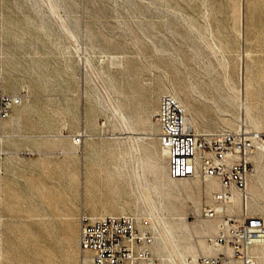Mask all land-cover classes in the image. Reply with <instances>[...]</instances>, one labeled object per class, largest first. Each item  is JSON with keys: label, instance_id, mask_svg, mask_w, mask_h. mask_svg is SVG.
<instances>
[{"label": "rangeland", "instance_id": "obj_1", "mask_svg": "<svg viewBox=\"0 0 264 264\" xmlns=\"http://www.w3.org/2000/svg\"><path fill=\"white\" fill-rule=\"evenodd\" d=\"M246 5L243 21L238 0H0V76L23 97L0 141V264H81L83 213L136 217L165 244L159 264L216 252L186 248L215 233L201 225L217 230L201 213L214 192L169 176L157 114L177 93L198 132L264 134V0ZM252 160L249 210L264 224V140Z\"/></svg>", "mask_w": 264, "mask_h": 264}, {"label": "built area", "instance_id": "obj_2", "mask_svg": "<svg viewBox=\"0 0 264 264\" xmlns=\"http://www.w3.org/2000/svg\"><path fill=\"white\" fill-rule=\"evenodd\" d=\"M23 103L21 95L5 90L0 76V141L4 123ZM158 140L167 152L172 179H216L219 189L202 207L206 219L217 220L218 230L208 237L215 253L202 264H256L253 248L264 245V224L249 210V182L256 167L252 160L264 134L246 130L198 132L185 106L173 94L160 98ZM2 154V153H1ZM0 167V171H1ZM241 205V212L232 207ZM81 264H159L156 239L148 226L130 214L80 217Z\"/></svg>", "mask_w": 264, "mask_h": 264}, {"label": "bare ground", "instance_id": "obj_3", "mask_svg": "<svg viewBox=\"0 0 264 264\" xmlns=\"http://www.w3.org/2000/svg\"><path fill=\"white\" fill-rule=\"evenodd\" d=\"M234 1H237V0H228V2H230V3H232V2H234ZM239 1V4H240V7H241V16H242V19H243V21H245V18H246V4H247V0H238ZM208 18V17H207ZM209 23V22H208ZM209 27H210V24H209ZM210 31V30H209ZM243 31V30H242ZM210 33H211V31H210ZM244 33V32H243ZM213 36V35H212ZM217 38V37H216ZM243 38H244V36H243ZM217 40V39H216ZM244 41V40H243ZM218 42H220V41H218ZM221 43V42H220ZM217 45V44H216ZM244 45V44H243ZM221 46V45H220ZM217 47V46H216ZM244 47V46H243ZM242 47V48H243ZM221 50V49H220ZM249 53L250 52H246L244 49L242 50V53H241V56L243 55V56H245V55H249ZM225 54V53H224ZM226 56V55H225ZM228 65V64H227ZM225 66V65H224ZM225 80H226V82L227 83H229L230 82V80H231V73H230V70H229V68L228 67H226L225 68ZM240 83L243 85V102H244V106H246V109H247V111L248 112H250L251 111V106H250V104H249V100H250V98H251V95H252V88H253V86H254V78H253V75H252V73H251V71H250V69H249V66H247L244 62L243 63H241V68H240ZM242 93H241V95H242ZM176 94V96H177V93H175ZM174 94V95H175ZM178 97V96H177ZM179 98V97H178ZM241 99V98H240ZM180 100V99H179ZM242 100V99H241ZM181 101V100H180ZM242 102V101H241ZM218 107V109L220 108L219 106H217ZM245 108V107H244ZM116 111H118V110H116ZM118 113V112H117ZM121 114V113H120ZM122 116V115H121ZM120 116V117H121ZM124 118H126V116H124ZM190 120V119H189ZM126 121V120H125ZM124 122V121H123ZM128 122V121H127ZM84 132V131H83ZM128 133H130V132H128ZM77 136L76 137H74L73 138V143L75 144V145H77V146H79L81 143H82V140H84V139H82L81 137V134L80 135H78V134H76ZM90 135V134H89ZM129 135V134H128ZM132 135H133V133H132ZM151 135V134H150ZM131 136V135H130ZM144 136V135H143ZM153 136V135H152ZM117 137H119V136H117ZM121 137V136H120ZM140 137V136H139ZM145 137V136H144ZM146 137H148V136H146ZM138 138V137H137ZM83 149V148H82ZM164 152L165 153H167L166 152V150L164 149ZM82 158H83V156H82ZM139 162V161H138ZM142 164H143V162L140 160V162H139V166H138V170H142ZM83 167V166H82ZM83 171V173H85V169H83L82 170ZM196 177H198V176H196ZM187 179H189V178H185V179H173V181H177V182H184V181H186ZM204 180V179H203ZM204 181H206V180H204ZM196 187L197 188H201L202 190L203 189H205L208 193H213L214 192V190H216L218 187H219V183H218V181L216 180V179H208L207 181H206V183H202V182H196ZM177 188H179V189H181V190H185V191H187L188 190V188L185 186V184H184V186H176ZM249 191V190H248ZM249 196H250V193H249ZM148 200H150L149 198H148ZM249 203H250V201L248 202V205H249ZM199 204L200 203H197V209L199 210ZM168 230H169V232L172 234V235H174L175 234V236H177V238L179 239V243H180V245L182 244V243H184L185 242V240L187 239V236L182 232V229H181V227L180 226H176V227H169L168 228ZM217 230H218V227H217ZM217 230H216V227H215V225H213V224H211V223H205V224H203V225H201V229H200V231H201V233H204V234H207V233H209V232H217ZM215 233H213V234H215ZM213 234H210L209 236H211V235H213ZM208 236V237H209ZM155 239H156V247H155V251H156V249H159L161 252H163V250H164V248H165V244H164V242H159L158 243V237L156 236L155 237ZM197 246L199 247V246H201L205 251L204 252H209V253H211L212 252V250L214 249V247L209 243V240H208V243L207 242H205V241H203V240H201L199 243H197V245H195V244H193V243H190V245H187L186 246V248H189L191 251H195V250H197ZM261 247L263 248L264 247V245H258V246H255L254 248H253V251L254 250H258V249H261ZM179 251H180V253L182 252L180 249H179ZM214 251V250H213ZM213 253H215V252H213ZM212 253V254H213ZM255 255V257H256V263H257V258H258V256L256 255V254H254ZM198 254H193V261L191 262V264H198L197 263V260H198ZM191 260V259H190ZM175 263V262H174ZM186 263V262H185Z\"/></svg>", "mask_w": 264, "mask_h": 264}, {"label": "crops", "instance_id": "obj_4", "mask_svg": "<svg viewBox=\"0 0 264 264\" xmlns=\"http://www.w3.org/2000/svg\"><path fill=\"white\" fill-rule=\"evenodd\" d=\"M11 116H12V115H11ZM10 118H11V117H10ZM10 118H9V119H10ZM9 119H8V120H9ZM8 120H6V121H8ZM6 121H5V122H6Z\"/></svg>", "mask_w": 264, "mask_h": 264}]
</instances>
